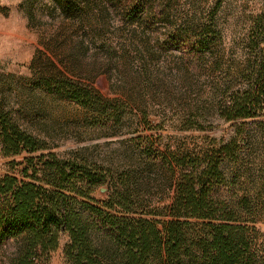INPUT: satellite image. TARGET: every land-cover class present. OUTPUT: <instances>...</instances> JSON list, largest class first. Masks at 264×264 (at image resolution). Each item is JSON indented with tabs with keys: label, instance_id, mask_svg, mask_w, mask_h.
I'll use <instances>...</instances> for the list:
<instances>
[{
	"label": "rangeland",
	"instance_id": "374dc122",
	"mask_svg": "<svg viewBox=\"0 0 264 264\" xmlns=\"http://www.w3.org/2000/svg\"><path fill=\"white\" fill-rule=\"evenodd\" d=\"M143 1L150 15L164 13L166 24L148 32L126 30L119 28V13H111L104 26L89 12L85 28L66 32L71 39L60 45L54 0H0V116L47 147L13 157L0 152V179L12 175L32 182L22 177L25 170L36 172V184L47 187L43 164L52 155L61 166H79L67 185L77 192L62 193L72 199L82 221L93 218L81 203L104 209L124 195L135 200V213L164 222L173 197L166 162L211 157L221 173L214 197L233 224L244 228L254 264H264V102L253 117L230 122L222 117L260 72L264 77V0ZM92 38L87 54L78 56L80 41ZM196 39L208 43L206 51L190 50ZM42 45L66 76L93 82L118 115L111 113L105 123L97 113L41 90ZM138 52L150 63L147 77ZM110 53L117 69L108 62ZM85 171L96 177L94 186L81 181ZM199 234L191 221L187 244ZM91 238L105 257H119L107 232L94 231ZM68 244V236L61 235L57 250L35 264H68ZM13 246L8 241L0 249V264L12 257Z\"/></svg>",
	"mask_w": 264,
	"mask_h": 264
},
{
	"label": "trees",
	"instance_id": "16d2710c",
	"mask_svg": "<svg viewBox=\"0 0 264 264\" xmlns=\"http://www.w3.org/2000/svg\"><path fill=\"white\" fill-rule=\"evenodd\" d=\"M148 4L143 0L126 3H121V0H54L57 18L50 15V19H55L60 30L56 41L62 45L68 38L71 39L64 35L66 32L83 30L84 17L89 12L94 13L104 26L111 13H119V28L126 30L148 32L157 23L166 24V15H150ZM84 41L81 40L77 47L78 56L87 54L94 39ZM180 46L178 44L175 48L181 50ZM190 46L191 51L198 53L206 51L208 43L196 39ZM42 48L43 51H38L41 90L97 113L105 123L111 121V113L118 115L116 109L112 111L107 108L108 101L96 91L93 82L73 81L47 55L50 53L53 56L49 48L46 45H42ZM111 54L108 58L110 64L113 60ZM136 54L142 56V72L146 77L149 76L150 63L142 53ZM96 59L94 57L93 61ZM118 66L112 64L114 69ZM96 70L93 67L90 72H94V75ZM263 102L264 77L260 72L256 81L246 91L238 93L224 108L226 115L222 114V117L226 122L253 117ZM44 150H47L46 146L38 145L5 115L0 116L2 157ZM49 156L50 163L43 164L46 172H49L44 181L47 187L36 184V172L27 175L25 170L21 171L22 177L32 182L20 181L12 175L0 179V249L6 248L8 241L14 245L12 257L1 264H35L40 258H47L57 250L61 235L69 238V244L64 249L68 264H147L149 261L153 264H254L244 228L233 224V217L227 215L214 197L215 183L221 179L219 163L214 158L207 157L201 162L188 158L166 162L169 171L168 191L173 193L171 204L166 210V221L147 219V213L144 212L135 213L132 210L135 200L118 195L106 203L104 209L81 203L83 211L93 218L89 222L82 221L81 213L71 203L72 199L62 193L77 192L67 185L73 183V176L79 166L73 162L61 166L52 155ZM68 169L69 173L66 171ZM177 170L179 178L174 181ZM84 174L85 178L81 181L90 187L94 186L96 177L88 175L86 171ZM191 221L198 224L200 234L187 244L185 236ZM94 231H104L111 236L119 257H105L96 248L91 238Z\"/></svg>",
	"mask_w": 264,
	"mask_h": 264
}]
</instances>
